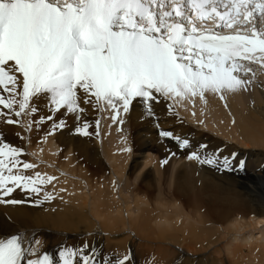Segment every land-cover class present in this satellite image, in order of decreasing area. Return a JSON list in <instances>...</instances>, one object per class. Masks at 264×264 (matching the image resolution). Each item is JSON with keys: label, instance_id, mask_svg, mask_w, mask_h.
<instances>
[{"label": "bare ground", "instance_id": "6f19581e", "mask_svg": "<svg viewBox=\"0 0 264 264\" xmlns=\"http://www.w3.org/2000/svg\"><path fill=\"white\" fill-rule=\"evenodd\" d=\"M260 80L263 82L264 76ZM249 90L257 93L253 105L264 117V84L254 80L247 90L225 93L223 99L207 93L204 99L167 100L178 108L182 117L192 123L202 119V126L227 140L242 137L243 141L251 139V145L264 147L263 127L253 121L249 127L250 137L246 138L247 124L252 119L243 117L241 126L238 123L242 117L237 114L238 107L245 104ZM238 93L241 103L236 100ZM260 100L263 104L258 102ZM164 101L161 98L159 103L153 102V114L149 115L137 100L128 113L121 111L113 122L108 108L94 110L91 105H84L86 111L78 120L76 114L67 113L66 109L51 111L47 97L40 96L33 105L38 106L39 111L31 117L22 116L19 125H9L0 117V140L24 149L25 155L20 159L37 165L26 174L39 171L57 178L43 185L39 194L17 189L5 198L22 203L0 204V238L22 234L26 239L39 240L41 249L54 258L61 246L79 247L88 243L90 249L96 250L98 264H103L106 258L115 260L125 255L129 256L127 264H264L263 159L256 160L252 155L236 151L234 155L240 158L232 171L210 170L208 165H200L195 160L189 162V153L199 149L195 141L198 136L191 138L190 131L171 127ZM41 116L53 119H45L38 126L33 123L28 130L29 121H39ZM263 117L256 121L264 123ZM120 119L127 123L123 125ZM61 120L64 126L56 129L49 139L42 134L41 126L46 125L45 133H49L53 124ZM85 123L89 125L85 129L88 135L76 131L77 127L84 128ZM231 123L239 132L236 138L229 135ZM96 128L100 130L98 134ZM161 131L170 132L173 137H162ZM174 137L189 139L190 147L179 149ZM128 138L137 139L144 152L159 153L161 160L156 165L151 159L141 157L143 168L154 163L152 182L148 176L150 170L141 176L136 173L134 183L126 178L132 176L126 172ZM104 142H110L111 149ZM100 151L112 165L111 184L106 176L99 177L104 175L97 168ZM231 153L218 155L231 159ZM243 160L245 167L249 165L247 162L256 163L247 170L251 174L237 167ZM80 166L89 167L91 173L87 175ZM210 171H217L220 177L214 175L213 178ZM90 176L97 182L90 181ZM84 189L92 192V196L82 195ZM44 192L51 193L53 198L45 200ZM146 194L153 198L145 199ZM126 230L129 234L124 232ZM256 231L263 233L262 236L255 238Z\"/></svg>", "mask_w": 264, "mask_h": 264}, {"label": "snow or ice", "instance_id": "6c2138e0", "mask_svg": "<svg viewBox=\"0 0 264 264\" xmlns=\"http://www.w3.org/2000/svg\"><path fill=\"white\" fill-rule=\"evenodd\" d=\"M258 70L264 72V0H0V117L9 125L36 114L40 96L53 112L66 109L79 120L91 105L110 109L116 122L137 100L152 115L161 98L212 93L223 99L247 90ZM45 119L53 118L30 120L28 130ZM63 126V120L53 124L48 135ZM88 126L76 131L88 135ZM174 138L181 149L190 147ZM206 150L200 145L187 158L235 170L234 154L221 158ZM23 155L24 149L0 140V204H20L5 198L17 189L39 194L57 179L39 171L27 175L37 165ZM52 198L44 192L45 200ZM40 245L22 234L0 238V264H98L88 243L61 246L57 258Z\"/></svg>", "mask_w": 264, "mask_h": 264}, {"label": "rangeland", "instance_id": "374dc122", "mask_svg": "<svg viewBox=\"0 0 264 264\" xmlns=\"http://www.w3.org/2000/svg\"><path fill=\"white\" fill-rule=\"evenodd\" d=\"M259 73H261V75ZM257 75L259 77H257ZM263 76H264V72H261V71L258 70L254 81H257L258 83L261 82L262 84H264V81L262 82L260 80V78L263 77ZM257 79H259V80H257ZM195 98L198 99L199 96H196ZM256 98H257V93L249 90V93H248V96L246 98L245 104H243L242 106L238 107V110L239 111L237 112V114L238 115H242V117L239 119V121L237 120L238 123L240 124V126H241V123L243 122V117H246L248 119H252L251 122L247 124L248 129H247L246 134H245V137L246 138H249L250 137V135H249V127L251 126V124L253 123V121H255V123L258 126H261V127L264 128V123H259V122L256 121V119L260 121L261 118L263 117V114L260 112V110L258 109V107H255L253 105L255 103ZM164 100H166V101H164V103H165L166 108H167V110L169 112V114H166L165 112H164V114H166V117L171 122V124H172L171 127H173V129H179V130L180 129H183L185 131L186 130L187 131H190L188 135H190L191 138H194V137H197L198 136L199 138L197 137V139L196 140L194 139V140L197 142L198 146H200V145H207V150H206L207 152H215L216 151L217 154H223V153H227V152L231 153L232 152L233 154H235V153L237 154L236 151H240V153L243 152L246 155H252L251 157H253L256 160H262L263 159V162H261V161L260 162L263 163L261 165L264 168V156H263L264 155L263 154L264 153V147H262L260 145H256V146L255 145H251V141H252L251 139H247V141H243V138L242 137L241 138H238L237 140L236 139L235 140H230V139L227 140V138L225 136L222 137L221 135H217V134H215L214 131L208 129L207 127L205 128L204 126H202V124H203L202 119L200 121H197V122L194 121L193 123L191 121H188L186 118H184V117L181 116V114L178 112V108H176L173 104H171V102L169 100H167V99H164ZM236 100L241 103L240 93L237 94ZM203 101H205V100H203ZM258 102L261 103V104H263L261 100L258 101ZM151 121H154V119H152ZM126 123L127 122L123 123V125L126 124ZM234 125H235L234 123H231L230 124V127H229V129H231V130H229V129L228 130H229V135H233L236 138L237 135L239 134V132L237 131V129L235 128ZM43 128H45V129H43ZM40 130H42V132H43L42 134H44V135L46 134L47 135V138L49 139V136L50 135H48V132L45 133L48 130L47 127H46V125L43 126V127L41 126V129ZM96 131H97V133H99L100 132L99 128H96ZM234 131L237 132V133L235 134ZM233 132H234V134H233ZM42 134H40V135H42ZM258 136H259V133L256 134V137H258ZM201 138H203V139H201ZM128 139H130V140H127L126 139V142H130V144H129V150L126 152L127 154H129V160L127 162L126 172L127 173H131L132 176H128L126 178L128 179L129 183H134V178H135L136 173L140 174L139 176H141V175L144 174V171L150 170V172L148 173V176H149V179H150L149 181L152 182L153 181V177H154V174L153 173H155L154 167H152V166H154V163H155V165L158 164V163H160L161 157H160L159 153L156 152L155 150H152V152H149V151L146 152L145 151L146 152L145 153L144 151H142V146L143 145L140 146L141 143H138L137 142V139H135V138L134 139L128 138ZM262 140H263V137H262ZM96 143L97 142H95V144ZM104 144H106V147L107 148L108 147L110 148V146H111L110 142H104ZM214 145H216V146H214ZM96 147L99 150H101L100 147H98V146H96ZM255 147L256 148H259V149H256ZM179 149H181V148H179ZM214 149H215V151H214ZM197 150H198V148H195L193 151H197ZM190 151H192V150H190ZM232 153H231V156L233 157ZM202 154H203V150H202ZM99 155L100 156L96 158L97 164H98V162H100V164H99V166H97V168L100 169V170H102L104 172V175H102V176L100 175L99 177L106 176L109 179L108 180L109 183L111 184L110 174L109 173L111 172L110 167L112 165L109 164L102 157L101 151H100V154ZM134 155H136L138 158L137 159H134V157H133ZM234 156H235V160H234L233 166L235 165L236 160L238 158H240L237 155H234ZM141 157L142 158H145V159L148 158L149 160L151 159L152 161H154V163L153 162H150L151 164H149V166H146V168H143L144 167V160H142ZM188 161L189 162H192L193 160H189L188 159ZM62 162H63V160H62ZM245 162L246 161H244V167L243 168H245L244 171L249 174L250 171H247L249 169V166L250 165H254L256 163L254 161L247 162L246 164H249V165L245 167ZM131 164H133V166H131ZM80 167H81L80 170H82L87 175H89V173H91V169L89 167L88 168L87 167H84V166H80ZM131 168H132V170L129 171V169H131ZM172 169L173 168L171 167L170 168V171ZM208 169L213 170V169H216V167L209 166ZM210 172H211L213 178H215L214 175L220 177V174L217 171H210ZM250 174H251V172H250ZM95 179L96 178L94 176H92V177L90 176V178H89L90 181L97 182V180H95ZM122 179H123V177H122ZM81 194L84 195V196H85V194L92 196V192H87L86 189L81 190ZM143 197H145V199H151V198H153L149 194L143 195ZM89 200H90V198H89ZM129 216L132 217V218L134 217V216L131 215V213L129 214ZM124 232H127V234H129V231L128 230H126ZM254 234H258V235H255L254 236L256 238V236L257 237H261L263 233H261L259 231H256V232H254Z\"/></svg>", "mask_w": 264, "mask_h": 264}]
</instances>
